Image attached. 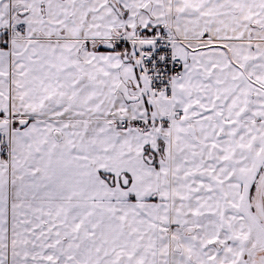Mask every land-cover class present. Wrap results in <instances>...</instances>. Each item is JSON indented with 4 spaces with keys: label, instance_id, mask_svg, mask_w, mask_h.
Segmentation results:
<instances>
[{
    "label": "snow or ice",
    "instance_id": "snow-or-ice-1",
    "mask_svg": "<svg viewBox=\"0 0 264 264\" xmlns=\"http://www.w3.org/2000/svg\"><path fill=\"white\" fill-rule=\"evenodd\" d=\"M0 264H264V0H0Z\"/></svg>",
    "mask_w": 264,
    "mask_h": 264
}]
</instances>
